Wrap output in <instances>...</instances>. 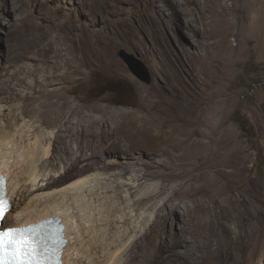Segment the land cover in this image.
Wrapping results in <instances>:
<instances>
[{
    "label": "rangeland",
    "instance_id": "rangeland-1",
    "mask_svg": "<svg viewBox=\"0 0 264 264\" xmlns=\"http://www.w3.org/2000/svg\"><path fill=\"white\" fill-rule=\"evenodd\" d=\"M8 1L11 5L16 4L17 8H27L23 0ZM204 1L201 0V3L206 9H211V5ZM221 1L229 6H236L234 16L237 24L233 26L234 31L229 37L224 33L222 36H207L206 39L201 36L194 37L191 30L181 23L176 7L170 0H37L31 4L29 10L37 36L46 35L55 39L65 48L64 53L71 57L79 56L80 74L76 75L75 79L59 83L55 87L59 88L58 93L64 96V100H71L74 105L83 108L80 116L106 120L105 126H99L98 130L110 143L115 137L109 138L106 132L113 136L117 134L116 136L123 140V146L124 141L125 145H131L132 139L128 137L125 119L132 114L138 117H152L141 123L142 130L149 128L153 131L159 130L166 136L178 135L175 132L177 127L171 123L172 118L178 114L176 109L171 107L173 98L185 99L191 103V115L194 116L209 115L214 110L215 127L208 130L207 137L195 136L190 145L185 147V152H193L195 142L199 141L201 148L205 145L206 148L196 155L194 162L200 163L202 155H209L208 166L227 171L232 170L223 161L227 154L249 156L248 168L242 172L235 170L226 186L233 192L232 195L247 197L259 213L257 216L256 213H243L240 216L239 212H234L235 220L231 223L230 232L235 236V240H238L240 247L236 251L237 264H264V189L257 188L254 195H249L251 186L264 187V0ZM180 2L182 5L187 4L186 0ZM194 7L199 16L198 8ZM17 18L21 16L11 20L7 13L0 11V36L3 39L0 43V70L6 63L3 53L9 46L8 41L16 43L21 37V29H18L16 24ZM194 18L195 14L187 15L189 20ZM194 24L204 28L201 21ZM123 49L137 55L146 64L153 77L152 83L143 82L131 71L120 56ZM21 55L28 56L23 62L31 63L32 66L36 62L35 59L42 58L35 49L28 55ZM15 69V66L10 67V72L13 73ZM49 89L47 88L43 95L31 91L29 97L12 93L11 98L14 100L0 101V109H6V114L0 118L1 135L4 136L0 139V145L8 149L13 146L12 149L17 151L16 153L11 149L4 150L2 146L3 150L0 149L1 156L6 154L7 159L8 154L13 152V156L9 157L13 163L6 165L8 171L12 166V184L21 172V162L27 161L25 158L29 159L32 155L30 159L40 158L35 165L37 167L33 169L34 177L38 178L40 186L54 180L58 182L50 186L46 184L39 189L38 185L30 180L26 183L23 181L28 199L22 201V206L13 209L12 216L5 220L6 225L15 224L16 217L25 213L27 204L35 206L37 203L38 209H44L48 203L46 199L52 197L65 198L66 202L68 200L67 204L72 206V203H77L84 194H88L84 200H104V203H110L111 206H115L117 201L122 205L123 211L116 213L119 222L112 221V224L107 225L110 230L114 226V229L121 230L137 227L135 229L145 232L153 225L156 228L157 215L168 214L174 205L184 204L186 194L191 191L193 172L186 171L185 177L169 179L157 168L158 158H168L165 151L151 154L146 149L131 152L148 162L147 166L141 167L144 173L147 172L145 179L132 188V193L130 187L135 185L132 179L134 172L123 174L119 168L105 170L101 167L103 163L96 164L97 166L86 174L96 175L100 182H92L94 187L90 188L86 185V191L78 197L82 189L76 193L78 188H74L70 193L68 186L81 178L75 175L77 171L74 167L79 152L76 149V156H73V153H66L61 149L63 143L60 142L57 131L59 123L53 125L52 117L42 114L41 102L50 98L47 94ZM57 99L63 102L61 98ZM13 107L16 108L17 117L11 115ZM55 108H62V113L65 110V107L60 105ZM55 108H50L49 111L53 112ZM157 118L162 120L157 123L154 121ZM173 123H179L178 117ZM38 137L42 140L40 146H44V150L42 147L38 150ZM10 140L12 141L8 142ZM19 145H23L22 149ZM100 147L103 151L108 150L106 145ZM7 150L9 153L4 152H8ZM47 150L49 153L46 154ZM23 151H27L26 154L30 156L24 157ZM105 156L106 163L118 162L117 167L124 160L118 154ZM17 157L20 158V165L17 164ZM21 178L25 176L22 175ZM162 184L166 186L162 193L143 202L141 209L138 204L135 205V200L153 193L154 190L159 191ZM172 194L174 200L167 202L165 206V200ZM20 198L18 197V201ZM188 202V208L180 209L181 215H187L191 210L193 215L207 219V225L201 229L200 241L203 245L210 239V235L214 234L209 225L212 212L220 214L221 209L214 206L210 200V204L204 207L196 205L193 199ZM226 203L229 204V201ZM153 205L156 206L153 208ZM161 205L162 210H159ZM31 209L38 211L37 208ZM241 212H244L243 207ZM125 213H129L128 219L127 216L122 217ZM56 215L60 213L57 212ZM73 218L70 217L71 221L75 222L77 217ZM77 225L78 222H75L72 229L78 231ZM187 227L177 224L173 217L166 222V229H179L178 235L182 238H185L183 231H186ZM158 230L164 232L160 226ZM227 250L228 246L222 253L213 254L209 264H224ZM176 262L186 264L182 258Z\"/></svg>",
    "mask_w": 264,
    "mask_h": 264
},
{
    "label": "bare ground",
    "instance_id": "bare-ground-1",
    "mask_svg": "<svg viewBox=\"0 0 264 264\" xmlns=\"http://www.w3.org/2000/svg\"><path fill=\"white\" fill-rule=\"evenodd\" d=\"M36 1L37 0H23L27 8H23L22 6L17 8L16 4L11 5L8 0L0 1V11L7 13L11 20L21 16V18L16 19L17 28L21 29V37L16 43L8 41L9 46L5 48L3 53L6 63L0 70V101H11L13 99V97L11 98L12 93L29 97L30 92L34 91L35 93L43 95L45 93L44 91L50 88L47 93L50 98L48 97V99L41 102L43 105L41 109L42 114L52 117L53 125L59 123V125H57V131L60 142L63 143L61 149L66 153H73V156H76L74 155L76 149L79 152L76 156L74 167L77 171L75 175H79L81 178L68 186V188H70L69 192L72 193V189L78 188V190H76V193H78L80 192L79 189H82V192L77 195L78 197L83 195L86 191V185L90 188L91 186L94 187L92 182H100V178L96 175L88 176L86 174L97 166L96 164L103 163L101 167L105 170L119 168L122 170L123 174H132L134 172L132 179L135 181V185L132 184L133 186L130 187L132 193V188H135L138 183L145 179L144 175L147 174V172L144 173L141 167L147 166L148 162L144 161L140 156L131 154V152L143 149L149 150L151 154L165 151L168 158L167 160L158 158L157 168L169 179L185 177L186 171H191L193 172V183L190 187V193L186 194L187 196L186 200H184V204L174 205L173 210L168 214L157 215L158 225H156V228H154L153 225L150 230H146L145 232H141L142 229H135L137 227H128L126 230H121L120 228L114 229V226L112 230H110L107 225L110 223L112 224L114 221L119 222L116 213L123 211L122 205L118 204L117 201L114 203L115 206H111L110 203L109 205L104 203V200L94 201L90 198L84 200V198L86 199L88 197V194H84L83 198L77 200V203H72V206L67 204L68 200L66 202L65 198L57 199L52 197H47L48 199H46V202L48 203L44 209H38L39 205H37V203L35 204L32 202L35 206H31L32 204L29 206V204H27L24 211L25 213L18 215L16 217V223L10 226L38 222L41 219L50 217L61 218L67 225L66 231L69 237V243L64 255L65 264H176L179 258L185 260L186 264H209L212 255L222 253L226 246L229 247V250L226 252L224 264H237L236 251L240 247L238 246V240H235V236L230 232L231 223L235 220L234 212H239L240 216L243 213H256L257 216L259 211L255 207H252L247 197L243 195L238 197L232 195L233 192L228 189L226 182L235 170L242 172L248 168L249 156L247 154L238 153L227 154L228 156H226L223 161L226 163L227 167L232 168L231 171H227L216 168L215 166H208L207 160L209 155H202V161L200 163L194 162L196 160V155L206 148V145L201 148L199 141L195 142V152H185V147L190 145L191 140H193L195 136L207 137L209 135L208 130L211 127H215L216 118L214 110H212L209 115L200 117L194 116L191 115L193 111L191 103L185 99L173 98L171 100V107L175 108L178 114L175 116L173 115L174 117L171 123L177 127L175 132H177L178 135L166 136L159 130L153 131L149 130V128L142 130L141 123L152 119V117H138L132 114L125 119V123L128 126V137L130 136L132 139V141H130L131 145H125L124 141L123 146V140L118 138L116 136L117 134L113 136L110 132H106L109 138L112 139L115 137L110 143V140L105 138V135L98 130L99 126H105L106 120L102 118H85L84 116H80V112L83 108L79 105H74L71 100H64V96L59 95V88L55 86L59 83L73 80L76 78V75L80 74V60L79 56L75 55L71 57L69 54L64 53L65 48L55 39L48 38L46 35L37 36L34 33V24L29 9L31 4ZM170 1L175 5L177 13L181 18V23L191 30L194 37L201 36L203 39H206L207 36H222L224 33L229 37L234 31L232 29L233 26L237 24L236 17L234 16L236 6H229L221 0H205V3L211 5V9L209 10L201 3V0H186L187 4L183 5L180 0ZM194 6L198 8L199 16ZM189 13L195 14L193 20L187 19ZM200 21L204 28H201L198 24H194L200 23ZM1 27L2 23L0 21V28ZM45 38H48V40ZM2 40L0 36V43H2ZM33 49L37 50L42 58L41 60L34 58L36 62L32 66L31 63L23 62L25 58L29 57L21 54L28 55ZM12 66L16 68L13 73L10 72V67ZM37 97L40 96H32V98ZM57 97L61 98L63 102L58 101ZM58 105H60V107H65L63 113L61 112L62 108H55ZM34 108L37 109L36 107ZM50 108L55 109L51 112L49 111ZM15 110V107L11 109V115L13 117H17L15 116ZM5 114L6 109H0V118ZM176 117H178L180 124L173 123ZM161 120V118H157L154 121L158 123ZM1 133L0 129V139L2 140L4 136L2 137ZM23 138L25 139V137ZM11 141L12 140L8 142ZM41 141L42 140L39 139L38 150H40L41 147L44 150V146H40ZM14 142H17V140H14ZM14 142L12 143L13 145ZM3 144L6 145L7 143L3 142ZM100 145H106L108 150L103 151ZM1 146L2 145H0V149L4 147L2 146L1 148ZM22 147L20 146L21 149ZM12 148L14 149L13 146ZM12 148L9 149L17 153V151ZM3 149L5 150L8 148ZM17 149L18 148H16V150ZM59 149L57 148V150ZM4 152L9 153V151ZM13 152L11 155L10 153L8 154L10 158L13 156ZM26 153H23L25 155L24 157H27L26 155L28 154ZM47 153H49V150L46 151V154ZM106 154H118L121 155L124 160L120 162L121 165L117 167L118 162L106 163ZM5 155L1 156L0 154V170H2L9 179L8 187L13 202V210L20 207L22 201L24 202L28 199L24 187L28 180L38 185L39 189L47 183L40 186L38 178H35L36 176L34 177L33 169L37 167L35 165L39 162L40 158L36 159L33 157V159H30L32 155L29 159L25 158L27 161L21 162V165L19 161L20 158L17 157L19 163H15L20 165L21 172H19V176L17 175L15 177V183L12 184V176H10L12 172L10 169L12 166H10L11 168H9V171L6 168V165L11 161L9 157L7 159V155ZM29 156L30 155H28V157ZM3 157L6 158L2 159ZM20 157H22V153ZM176 160L178 162H176ZM186 167L188 168L186 169ZM22 175H24L25 178H21ZM23 181H25V183ZM57 183L58 182L54 180L47 185L50 186L51 184ZM257 188L264 189L263 185L251 186L249 192L250 197L252 194L254 195L256 193ZM165 189L166 186L162 184L159 191L154 190L153 193H147L148 195L135 200V205L138 204L139 209H141L143 202L147 201V199L155 198V196L162 193ZM108 190H110V188ZM75 194H73V196H76ZM18 197H21V202L18 201ZM173 197L174 195L172 194L165 200V206L167 202L174 200ZM190 199H193L196 205L202 207L206 204H210L208 202L210 200L213 202L214 206H219L221 209L220 214H214L212 212L213 216L209 219V225L213 228L214 234H211L210 239H207L203 245L200 241L202 235L201 229L207 225V219L200 215H193L191 210H189L187 215L180 214V209L182 207H189L188 200ZM42 200L43 198L40 200L41 204ZM108 200L111 202L109 196ZM226 201H229V204H227ZM155 206L153 205L152 207L154 208ZM152 207L150 206V208ZM242 207L244 208V212H241ZM31 208H37L38 211H32ZM12 210L5 219L12 216L14 212V210ZM124 210L127 211L126 208H124ZM159 210H162V205L159 207ZM57 212L58 214L60 213V215H56ZM125 216H127L126 219H128L129 213H125L122 217L125 218ZM70 217H77L75 222H78V231L72 229L75 222L71 221ZM171 217L175 219L177 224L180 223L181 225L188 226L186 231H183L185 238L178 235L180 227L175 231L166 229V222ZM262 217L264 218V214ZM217 219L221 220L217 222ZM159 226L164 232L161 233L158 230ZM74 234L75 236H73Z\"/></svg>",
    "mask_w": 264,
    "mask_h": 264
},
{
    "label": "snow or ice",
    "instance_id": "snow-or-ice-1",
    "mask_svg": "<svg viewBox=\"0 0 264 264\" xmlns=\"http://www.w3.org/2000/svg\"><path fill=\"white\" fill-rule=\"evenodd\" d=\"M10 208L6 196L0 195V264H60V248L50 247L42 236L33 232L31 226L3 227ZM60 243H63L62 239Z\"/></svg>",
    "mask_w": 264,
    "mask_h": 264
},
{
    "label": "water",
    "instance_id": "water-1",
    "mask_svg": "<svg viewBox=\"0 0 264 264\" xmlns=\"http://www.w3.org/2000/svg\"><path fill=\"white\" fill-rule=\"evenodd\" d=\"M120 56L140 80L148 84L152 83L153 77L149 68L137 55L131 54L127 50L123 49L120 51Z\"/></svg>",
    "mask_w": 264,
    "mask_h": 264
},
{
    "label": "flooded vegetation",
    "instance_id": "flooded-vegetation-1",
    "mask_svg": "<svg viewBox=\"0 0 264 264\" xmlns=\"http://www.w3.org/2000/svg\"><path fill=\"white\" fill-rule=\"evenodd\" d=\"M1 166V165H0ZM6 220V219H5ZM10 226V225H9ZM12 226H16V225H12Z\"/></svg>",
    "mask_w": 264,
    "mask_h": 264
},
{
    "label": "trees",
    "instance_id": "trees-1",
    "mask_svg": "<svg viewBox=\"0 0 264 264\" xmlns=\"http://www.w3.org/2000/svg\"><path fill=\"white\" fill-rule=\"evenodd\" d=\"M120 92H122V91H120Z\"/></svg>",
    "mask_w": 264,
    "mask_h": 264
}]
</instances>
